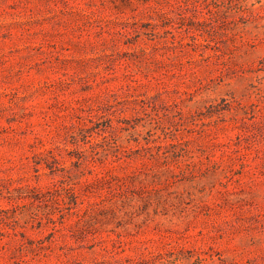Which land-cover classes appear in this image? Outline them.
I'll return each instance as SVG.
<instances>
[{
	"label": "rangeland",
	"instance_id": "374dc122",
	"mask_svg": "<svg viewBox=\"0 0 264 264\" xmlns=\"http://www.w3.org/2000/svg\"><path fill=\"white\" fill-rule=\"evenodd\" d=\"M0 264H264V0H0Z\"/></svg>",
	"mask_w": 264,
	"mask_h": 264
}]
</instances>
